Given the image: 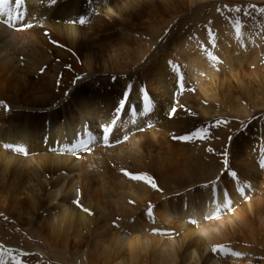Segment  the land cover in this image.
I'll list each match as a JSON object with an SVG mask.
<instances>
[{
  "label": "bare ground",
  "instance_id": "bare-ground-1",
  "mask_svg": "<svg viewBox=\"0 0 264 264\" xmlns=\"http://www.w3.org/2000/svg\"><path fill=\"white\" fill-rule=\"evenodd\" d=\"M14 6L12 0L9 7ZM158 8L167 14L172 10L167 0L130 3L129 0H56L54 4L51 0H24L20 9L22 18L0 16V101H9L20 109L11 115L0 107V212L12 217L18 225L33 229L36 236L47 235L54 245L64 248L72 242L76 248L82 245L87 250L82 256L88 262L97 256L99 264H252L258 257L259 263L264 264V190L249 177L250 173L264 176L261 166L247 164L246 172L254 166L247 178L241 175L242 180L237 177L228 180L217 174L206 176L199 185L195 184L199 169L214 168V162L199 157L197 151L201 148L195 150L192 144L178 146L165 138L149 141L165 130L180 132L188 126L192 128L195 119L187 116L185 110L197 107L200 115L208 116L211 110L205 104L218 101L216 82L220 80L217 62L207 58L210 53L199 51L186 56L184 71L181 69V86H187V81L191 86L196 85L200 91L198 102L196 96L175 90L172 84L175 75L167 78L161 70L157 77L148 76L152 69L164 67L166 58L159 56L154 60L155 65L139 73L136 82L146 84L154 96L159 92L160 101L150 102L145 90L133 85L136 90L121 114L122 129L128 135L111 142L116 126L105 143L100 128L110 122L107 116L98 124L99 128L84 133L64 123L67 120L94 123L103 109L98 107L88 113L85 109L89 105L95 107L96 103L115 111L121 101L116 90L128 83L117 81L113 86L109 78L104 83L98 74L107 70L126 73L137 67L142 56L133 40L131 23L135 26V21L151 18L150 25L156 31L149 29L148 35H159L156 20L163 16H156ZM81 18L83 24L79 22ZM29 24L32 27H27ZM248 38L243 31L241 44L234 53L224 51L223 64L231 73L243 66L239 54L246 50L241 48H245ZM221 78L220 81L226 79ZM261 80L264 82V78ZM239 89L248 100L258 101L257 96L250 97V86L239 85ZM137 94L143 99L135 107L133 101L140 100ZM146 104L150 105L147 113L143 111ZM46 120L64 121H59L52 135L54 129L48 131L49 136L42 141L47 131ZM90 138L91 143L84 146L82 142ZM128 138L132 140V153L116 159L113 169L108 165L107 151H97L103 157L101 172L73 160L75 154L99 143L103 144L102 149L114 151L113 147ZM16 146H23L26 154L16 152ZM237 149L240 153L242 147ZM208 156L209 153L205 157ZM120 168L135 173L149 172L162 183L166 194L181 192V198L158 199L143 183L126 182L117 175ZM225 193L228 207H221L217 213V205L225 203ZM145 206L151 207L152 225L143 224L148 216H141ZM37 213L46 217L33 225ZM116 215L129 218L127 229L121 233L108 225ZM209 216L215 218L207 219ZM170 220H178L184 227ZM158 224L180 227L177 231L182 229L183 233L166 234L168 241H162L161 233L152 232L151 238L144 236L145 230L151 232ZM83 234L91 236H86V245ZM177 235L181 241L175 240ZM216 247L219 250L210 254ZM220 250L224 257L218 261ZM232 252L240 256H233ZM12 263L0 251V264Z\"/></svg>",
  "mask_w": 264,
  "mask_h": 264
},
{
  "label": "rangeland",
  "instance_id": "rangeland-1",
  "mask_svg": "<svg viewBox=\"0 0 264 264\" xmlns=\"http://www.w3.org/2000/svg\"><path fill=\"white\" fill-rule=\"evenodd\" d=\"M131 1L132 0H129V3ZM167 1L169 9H172L170 13L167 14L166 11L159 9V7L157 11L158 13L156 14L157 17L163 16V19L159 18L156 20V23L159 25H156L159 35L151 37L148 35L147 31L149 29H154V27L150 25L151 18H149V21H147V17L135 21V26L131 23V26L134 29L133 40L136 41L137 48L141 49L140 54L142 56V60L137 67L126 73L118 72L114 74L107 70L106 72L99 73L98 77L101 80H104V83L107 82V79L109 78V82L113 84V86L117 81L120 83H128L127 86L123 84L121 86L122 88L119 87L116 90L117 93L120 92V95L118 96L120 100L124 97L126 91L129 92L127 101L129 100V97L132 99V93L136 90V88H133V85H140L145 90L150 102L160 101L158 96L161 94H159V92L154 96V93L147 88L146 84L136 81H138L139 73L155 65V58L162 56L166 58L164 67L152 69L148 76L157 77L161 70L167 78L175 75L172 80V84H174V87L176 88L175 90H184L185 93L189 94V97L196 96L195 101L198 102L200 101V98H198L197 95H200V91L195 84V87L191 86L192 84H189L187 81V86H181V69L184 71L183 64L186 56H193L199 51L205 52L207 55L210 53L207 58L210 59L211 57H215V61L217 62L216 71L219 75V79L221 80V77L226 78L222 81L217 79L216 95L218 96V101H210L205 104V106L211 107H207L211 110V114L209 113L208 116H202L199 114L197 107L185 110L187 116L195 119L192 128L188 126L187 130H181L180 132L177 130L167 132V130H165L163 134L158 135L149 141L165 138L172 144H185L187 146L192 144L191 146H193L195 150L201 148L200 152L197 151L199 157L204 158V160L209 163L211 161L212 163L214 162V168L199 169L201 172L196 176L195 184L200 185L202 184V181L206 179V176L210 175L215 177L217 174L223 175L224 177L226 176L228 180L230 177H237L239 180H242L249 176L248 172H252V168L255 164L256 167L261 166L262 168L260 167V170L264 173V82L261 80V78H264V12L260 11L261 9H264V0H199L200 2L198 0H191V2L188 0ZM157 6L158 3L155 4L156 8ZM173 6L176 7L174 8ZM176 8H180L181 10L179 9L176 11ZM235 9H239L240 11H235ZM176 12H178V14ZM161 20H163V23ZM238 25H241L239 28V34L237 33ZM41 26L48 28L46 25L41 24ZM243 31H246L249 36L245 48H241V50H246L241 51L239 54V57H242L244 63L243 66L239 68V71L234 70L231 73L229 68L223 64L222 59L224 51H230L229 54L234 53L235 49L241 44L240 36ZM146 51L147 53H145ZM209 59L207 60L208 62ZM260 76L261 78H259ZM76 79L77 76L74 80ZM130 80L132 82H130ZM130 83L132 86L129 90ZM239 85L250 86L252 88L250 97L254 98L257 96L258 101L254 99L248 100L239 89ZM108 90H110V87ZM111 91H114L113 87ZM137 97H139L138 99L140 100H131L135 107L138 106L143 99V96L140 94H137ZM0 107L7 109V113L11 115H14V111L18 112L20 110L17 107L15 108L9 101H0ZM98 107L103 109V114L94 123H91L89 120H81L77 123L68 120L59 121H61V123L64 121L69 128H76L78 133H84L90 128L97 129L99 128L97 127L98 124L103 122L106 116L109 117L110 120L114 112V110H111L103 104L98 105L96 103L95 107L89 105L85 109V113L95 111ZM176 109L177 107L173 108L174 114L176 113ZM240 109L241 112H237ZM43 113H45V111ZM197 114L201 117L196 123V119L198 118ZM59 121L56 123L46 120L45 124L47 131L42 135V141L49 136L47 133L48 131L54 129L51 135L56 131ZM123 124L124 120L120 119L117 124V131L113 135L111 142L120 139L124 134L128 135L127 131L122 129ZM169 127L170 126H168V128ZM191 130L194 132L198 130H206L207 134L204 138L200 139L192 136ZM184 136H188L189 139L187 141L179 139ZM102 146L103 144L99 143L94 147H91L90 150L75 154L76 156L73 160L81 162L84 167L99 170L101 172L102 168L100 165L103 161V157L97 154L98 150H102L103 153H106V151L108 152V165L112 169L115 166L116 159H123L127 154L132 153V140L130 138H128L126 142L113 147L116 149L114 151L111 149L104 150L102 149ZM237 146L242 147V149H239L240 153H238V149L236 150ZM120 150H123V152H120ZM208 153L209 156L205 157ZM156 154L157 151L153 156ZM167 157L168 156H166V158ZM242 160H246L247 163ZM247 164H254L250 169L251 171H244L247 170ZM241 166H244V169H242ZM122 172L123 169L120 168L117 171V175L125 179L126 182H130L131 180ZM141 172L143 173H130L140 175L146 174L150 176L159 190L153 189L143 181L132 180V182L143 183L144 186L152 189L151 192L156 194L158 199L162 197L177 196L178 199L181 198V192L166 194V190L161 187L162 183H158V180L154 175L145 171ZM88 174L90 173L88 172ZM241 175L243 178H240ZM259 175H256L257 177H255L250 173L249 177L256 182H259L262 190H264V176H262L261 173ZM260 179H262V181ZM148 210L149 207L145 206L141 216H146ZM134 216L138 215H133V217ZM42 217L46 216L37 213L33 225H36L38 221H41ZM150 218V216H146L147 222H144L143 224L152 225L153 222ZM174 218L178 219L177 217ZM128 220L129 218L125 220L124 217L116 215L113 217V221L109 222L108 225L109 228L116 230L117 233H121L127 229L126 224ZM170 222H176L180 225L178 220H170ZM44 224L45 223H43V225ZM180 227L184 226L180 225ZM180 227L175 228L172 225L164 226L163 224H158V228L151 232L145 230L144 236L151 238L153 235L152 232L161 233L162 241H168V236H166V234L183 233L182 229L177 231ZM33 231V229L28 230L18 225L12 217L7 216L2 211L0 212V251L13 261L12 264H15L16 261H20L21 264H99V259L97 260L96 258L97 256H95L90 262L82 256L83 253L87 252L85 247H81L82 245L79 247L77 246L76 248L72 245V242L71 244L68 243V248H64L61 245L52 244L47 235L39 237L36 236L35 231ZM87 235L88 234H86V236ZM84 236L85 234H83V237ZM86 236L83 238V243L85 245V240H88V238L91 237L88 235L87 238ZM176 239L181 241V239L178 238V235L175 240ZM214 253L215 251L212 250L210 254ZM217 254L216 259L221 261L222 257H224V253L220 250ZM252 264H260L259 258L257 257V259H254Z\"/></svg>",
  "mask_w": 264,
  "mask_h": 264
},
{
  "label": "snow or ice",
  "instance_id": "snow-or-ice-1",
  "mask_svg": "<svg viewBox=\"0 0 264 264\" xmlns=\"http://www.w3.org/2000/svg\"><path fill=\"white\" fill-rule=\"evenodd\" d=\"M12 2V0H0V16H10L13 20H17V19H20L22 18L23 16V12L20 11L23 3H24V0H14V8H10L9 5L10 3ZM56 0H51V3H55ZM235 11H240L239 9H235ZM261 12H264V9H261L260 10ZM80 24H83L84 23V20L81 18L80 19ZM27 27H32V25H27ZM241 27V25H238L237 26V33L239 34V28ZM23 30V29H21ZM213 59H215V57H212ZM41 71H43V69H41ZM79 79V78H78ZM131 86H129V90H130ZM128 94L129 92L126 91L125 94H124V97L121 99V101L119 102L117 108L115 109V111L113 112L112 114V117L110 119V122L105 124V125H102L101 128H100V131L102 133V139L105 143L108 142L109 140V137L111 135V133L113 132L114 128L117 126L118 122L120 121L121 119V113L122 112H125L126 111V104H127V97H128ZM7 110V109H5ZM143 111L145 113H147L148 111H150V105H145L144 106V109ZM206 130H198L196 132H193L192 133V136L196 137V138H204L206 136ZM179 139L181 140H184V141H187L189 139L188 136H184V137H180ZM84 144V146H87L89 143H91V138L87 141H83L82 142ZM5 147H9L11 148L12 146L11 145H5ZM73 147H76V146H73ZM14 150L18 153H24L26 154V150L23 146H16L14 148ZM123 174L128 177L130 180H133V181H143L144 183L150 185L153 189H156V190H159L157 189V186L155 184V182L152 180V178L146 174H143V175H140V174H132L128 171H123ZM205 187H207V185H205ZM213 195L215 196L216 195V190H215V187H213ZM225 196V203L223 205H217V213L219 212L220 208L221 207H228V204H227V193L224 194ZM75 203H77V206L80 207L81 205L79 204V201H75ZM83 211L85 212H88V214H91L88 209L86 208H82ZM146 215L148 216H151L152 215V212H151V207H149V210L148 212L146 213ZM215 217H212V216H209L207 217V219H213ZM219 248L216 247L213 249V251H218ZM231 255L233 256H240L239 253H230ZM15 264H21L20 261H16Z\"/></svg>",
  "mask_w": 264,
  "mask_h": 264
}]
</instances>
